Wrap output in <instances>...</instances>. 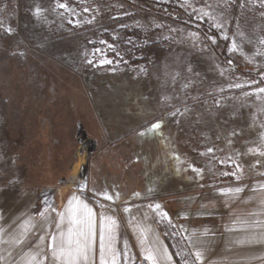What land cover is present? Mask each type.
<instances>
[{
	"label": "rangeland",
	"instance_id": "obj_1",
	"mask_svg": "<svg viewBox=\"0 0 264 264\" xmlns=\"http://www.w3.org/2000/svg\"><path fill=\"white\" fill-rule=\"evenodd\" d=\"M261 89L264 0H0V132L13 137L0 215L28 166L68 150L119 153L125 169L143 167L140 152L142 183L165 202L264 177Z\"/></svg>",
	"mask_w": 264,
	"mask_h": 264
},
{
	"label": "crops",
	"instance_id": "obj_2",
	"mask_svg": "<svg viewBox=\"0 0 264 264\" xmlns=\"http://www.w3.org/2000/svg\"><path fill=\"white\" fill-rule=\"evenodd\" d=\"M26 118L27 127H32L29 116ZM5 128L4 134L0 132V144L8 148L2 159L9 168L13 137L7 133V125ZM41 131L37 129V138ZM63 138L69 147L76 146L75 136ZM38 139L40 144L49 140L45 135ZM22 140V152L28 159V144L33 141ZM137 157L144 162L142 168H122L119 153L105 154L104 149L99 153L62 151L57 158H46L48 168L39 165L38 157L37 167L26 168L27 182L11 188L2 201L0 264H27L33 256V264H63V258L53 255L50 236L56 235L59 243L61 233L66 235L69 227L74 234L80 229L78 224H69V207L73 217L86 210L92 214L95 242L81 264H101V229L111 232L115 250V256L105 254L106 264H136L141 259L145 264H264V177L222 186H186L182 194L196 195L165 202L162 194L152 193L142 183L146 161L140 152ZM63 159L68 162L59 164ZM52 160L58 161L57 167L51 165ZM238 188L242 191H235ZM105 192L113 199H106ZM150 254L152 259H148Z\"/></svg>",
	"mask_w": 264,
	"mask_h": 264
},
{
	"label": "snow or ice",
	"instance_id": "obj_3",
	"mask_svg": "<svg viewBox=\"0 0 264 264\" xmlns=\"http://www.w3.org/2000/svg\"><path fill=\"white\" fill-rule=\"evenodd\" d=\"M59 7H65V5L61 4ZM40 9L36 10V14L39 15ZM111 63V61H101V63ZM239 87V85H237ZM261 91H264V89H261ZM160 127V124H153L152 129H158ZM144 133H141L143 135ZM237 133H234V135ZM209 152L213 151V149H209ZM264 154V153H262ZM196 171L195 169H193ZM235 191L240 192L242 189H236ZM102 195L105 196L106 199L112 200L113 197L108 195L106 192ZM136 195H139L138 193ZM69 205H71V201L69 202ZM156 208H159V205L155 206ZM84 209H87V206H84ZM68 216H69V224H78L80 225V229L75 232L71 227H69L67 234L61 233V239L59 243H57V237L56 235H51L50 239L52 241L50 247L53 248V255L56 256L57 259L63 258V264H81V261L87 260L89 258V253L92 251L93 244L95 242V232L92 226L91 221V212L90 210L82 211L79 216L73 217L72 215V209L69 207ZM127 211V209H126ZM43 215V213H41ZM64 215L61 214V220H64ZM114 223V222H113ZM57 228L60 227L58 224L56 226ZM41 240L44 239V237L40 238ZM113 237L111 232H108L107 234L103 229H101L100 232V261L101 264H106L105 262V254H109L112 256H115V250L111 247V241ZM158 251V250H156ZM197 258L200 257V253L197 252ZM152 255L150 254L148 256V259H152ZM36 257L33 256L31 259L27 262V264H33ZM167 259H171V257H167ZM113 264H115V261H113Z\"/></svg>",
	"mask_w": 264,
	"mask_h": 264
},
{
	"label": "trees",
	"instance_id": "obj_4",
	"mask_svg": "<svg viewBox=\"0 0 264 264\" xmlns=\"http://www.w3.org/2000/svg\"><path fill=\"white\" fill-rule=\"evenodd\" d=\"M151 47V46H150ZM148 53L147 54H144L143 56V58H141V57H139V55H137V57L136 56H134V52L133 53H131L130 51H129V53H128V58H129V60H130V62H133V63H137V62H142V61H145L146 59H147V56H149V54L151 53V51H147ZM161 53V52H160ZM158 54H159V52H158ZM133 58V59H132ZM136 58V59H135Z\"/></svg>",
	"mask_w": 264,
	"mask_h": 264
},
{
	"label": "built area",
	"instance_id": "obj_5",
	"mask_svg": "<svg viewBox=\"0 0 264 264\" xmlns=\"http://www.w3.org/2000/svg\"><path fill=\"white\" fill-rule=\"evenodd\" d=\"M136 264H145V262L141 259Z\"/></svg>",
	"mask_w": 264,
	"mask_h": 264
},
{
	"label": "bare ground",
	"instance_id": "obj_6",
	"mask_svg": "<svg viewBox=\"0 0 264 264\" xmlns=\"http://www.w3.org/2000/svg\"><path fill=\"white\" fill-rule=\"evenodd\" d=\"M193 169H195L196 171H199V169H198V168H196L195 166H193Z\"/></svg>",
	"mask_w": 264,
	"mask_h": 264
}]
</instances>
